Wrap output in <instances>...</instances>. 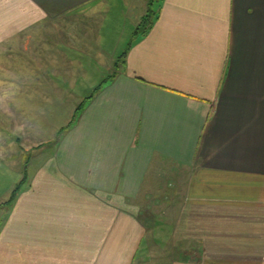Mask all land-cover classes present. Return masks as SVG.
<instances>
[{
    "label": "crops",
    "instance_id": "obj_1",
    "mask_svg": "<svg viewBox=\"0 0 264 264\" xmlns=\"http://www.w3.org/2000/svg\"><path fill=\"white\" fill-rule=\"evenodd\" d=\"M115 2L0 0V89L65 99ZM153 20L33 164L0 264H264V0H159Z\"/></svg>",
    "mask_w": 264,
    "mask_h": 264
},
{
    "label": "rangeland",
    "instance_id": "obj_2",
    "mask_svg": "<svg viewBox=\"0 0 264 264\" xmlns=\"http://www.w3.org/2000/svg\"><path fill=\"white\" fill-rule=\"evenodd\" d=\"M115 1L114 5L104 11L101 10L100 13L104 16V25L100 26L103 37L100 46L103 55L94 58V63L90 67L85 66L88 69L86 73L79 74L72 86L68 84L66 90H62L61 96L67 93L65 99L57 98L55 94L47 99L41 96L28 98L17 94L16 90L0 89V204L9 198L12 190L22 179L23 171L27 169L29 179L33 172V164H38L52 152L51 147L55 140L60 132L65 130L62 127L72 118L76 119L78 116L76 108L86 96L93 93L95 88L93 84L95 82L100 84L105 79L107 81L113 73L106 68L108 62L113 60V57L116 62L121 53L126 51L154 18V14L150 13L142 26H139V20L133 25L134 14L136 16L141 12V15L146 14L148 8L156 11V1L150 5L147 0H136L137 9L132 11L128 2ZM140 8L142 9L139 10ZM72 125L73 123L70 127ZM164 179L165 181L170 179V174L166 172ZM7 213L8 208H0V225ZM151 239V242L155 240L154 237Z\"/></svg>",
    "mask_w": 264,
    "mask_h": 264
},
{
    "label": "trees",
    "instance_id": "obj_3",
    "mask_svg": "<svg viewBox=\"0 0 264 264\" xmlns=\"http://www.w3.org/2000/svg\"><path fill=\"white\" fill-rule=\"evenodd\" d=\"M154 1L158 2L159 0H148V2H149L150 5H152V4L154 3ZM150 13L154 14V18H155L156 11H155L154 9L148 8L146 14H144V15L142 16L141 20H140L139 26H142V25L147 21V19H148L149 16H150ZM154 18H153V19H154ZM153 21H154V20L150 21V22L146 25L145 29H143V31L140 32L139 34H145V33H146V32L152 27ZM139 34H138V35H139ZM130 45H131V44H130ZM129 47H130V46H129ZM129 47H128V48H129ZM128 48L126 49V51L128 50ZM126 51L122 52V54L118 57V60H116V62L114 63V66H115V67L117 66V64H118V62H119L120 60L124 62V58H125V55H126ZM121 61H120V62H121ZM112 75H113V74H111V75L109 76V78H111ZM105 81H106V79H105L102 83L98 84L97 87L94 88L93 93H91V94H89L88 96H86V97L82 100V102H80V104H79L78 107L76 108V110H77L78 113L82 110L83 105L85 104V102L89 101V100L94 96V94L98 91V88H100L101 84H103ZM73 122H74V118H72V120H71L66 126H64V127H62V128H64V129L67 128V129H68V128L70 127V124L73 123ZM62 131H63V130H62ZM26 171H27V169H25V170L23 171V177H22V179H21L20 182L17 184V186L12 190V192H11L9 198H8L5 202H3V203L0 204V208H9V207L12 205V203L14 202V200H15L17 194L19 193V191L21 190V188L23 187V185H24V184L26 183V181H27V175H28V174H27Z\"/></svg>",
    "mask_w": 264,
    "mask_h": 264
},
{
    "label": "built area",
    "instance_id": "obj_4",
    "mask_svg": "<svg viewBox=\"0 0 264 264\" xmlns=\"http://www.w3.org/2000/svg\"><path fill=\"white\" fill-rule=\"evenodd\" d=\"M148 1V0H147Z\"/></svg>",
    "mask_w": 264,
    "mask_h": 264
}]
</instances>
